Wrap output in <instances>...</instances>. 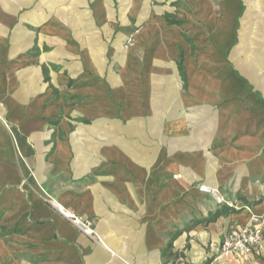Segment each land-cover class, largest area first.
Returning a JSON list of instances; mask_svg holds the SVG:
<instances>
[{"label":"crops","instance_id":"0c3cea01","mask_svg":"<svg viewBox=\"0 0 264 264\" xmlns=\"http://www.w3.org/2000/svg\"><path fill=\"white\" fill-rule=\"evenodd\" d=\"M142 1L0 0V264H264V241L221 252L264 230V79L238 56L236 1L219 19L190 0L182 27L122 14L111 67L76 8L100 7L102 28V7Z\"/></svg>","mask_w":264,"mask_h":264},{"label":"rangeland","instance_id":"374dc122","mask_svg":"<svg viewBox=\"0 0 264 264\" xmlns=\"http://www.w3.org/2000/svg\"><path fill=\"white\" fill-rule=\"evenodd\" d=\"M216 4V18L222 19L224 16H228L232 8H229V0H213ZM237 7V47L238 56L241 57L242 63H251L258 68L257 74L260 77L262 75L264 79V0H235ZM100 8V7H99ZM94 6H78L76 8L77 15V28L81 31H100L104 43H106L107 49L105 51V57L108 59V63L111 67L116 68L118 66L117 59V35L118 29L124 25L122 20V14L124 17H128L130 23L137 25V28H141L149 20L150 17L164 18L166 24L169 27H182L183 24H187L189 15L193 13V8L190 4V0H143L140 7L126 6L121 9L115 6L102 7L104 11L105 22L100 26H97L96 10ZM25 9V8H24ZM30 12L36 9L37 13L42 11L41 8H27ZM49 9V8H48ZM62 11L68 13V8L61 7ZM26 10V9H25ZM121 12L119 13V11ZM50 10L45 14L49 15ZM35 12V11H34ZM134 13L139 15V19L134 18ZM126 20V19H125ZM140 20V21H138ZM129 23L125 22V26ZM135 38L131 33L126 39H124V50L132 48L135 45ZM227 58V55H226ZM7 125V124H6Z\"/></svg>","mask_w":264,"mask_h":264},{"label":"built area","instance_id":"2783aa9c","mask_svg":"<svg viewBox=\"0 0 264 264\" xmlns=\"http://www.w3.org/2000/svg\"><path fill=\"white\" fill-rule=\"evenodd\" d=\"M175 178H181V176H175ZM199 190L205 194L215 197L218 196L216 190H213L205 185L199 186ZM218 199L224 202L222 197H218ZM50 204L54 206L64 218L69 220L84 234L88 236L95 235L93 224L89 219L59 206L54 200H50ZM263 241V228L259 224L253 223L246 228L230 233L222 243L221 252L226 255L251 256L259 250Z\"/></svg>","mask_w":264,"mask_h":264},{"label":"trees","instance_id":"16d2710c","mask_svg":"<svg viewBox=\"0 0 264 264\" xmlns=\"http://www.w3.org/2000/svg\"><path fill=\"white\" fill-rule=\"evenodd\" d=\"M235 211L236 210L234 208H228L227 207L224 212L219 211V212L216 213L215 216L217 218V217L221 216L222 214H225V213H235ZM207 264H209V262Z\"/></svg>","mask_w":264,"mask_h":264}]
</instances>
